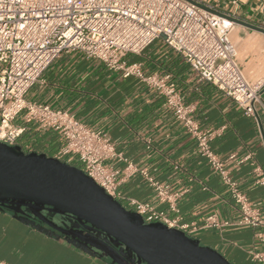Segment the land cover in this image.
I'll list each match as a JSON object with an SVG mask.
<instances>
[{
  "label": "crops",
  "instance_id": "crops-1",
  "mask_svg": "<svg viewBox=\"0 0 264 264\" xmlns=\"http://www.w3.org/2000/svg\"><path fill=\"white\" fill-rule=\"evenodd\" d=\"M235 18L264 27V0H200ZM231 38L247 79L264 80V32L235 21ZM127 63H141L146 73L170 74L184 100L195 106L202 128L217 130L212 149L226 158V167L264 218V88L257 107L258 121L215 84L202 80L189 63L163 39L141 53H128ZM28 101L68 110L90 126L104 130L128 161L146 167L157 180L176 191L178 212L160 201L152 186L136 173L121 182L128 198L150 202L181 224L202 225L211 213L236 220L239 207L221 177L202 156L195 139L165 106V97L137 76H122L99 59L78 51L64 52L27 93ZM17 123L19 121L16 120ZM24 134L32 149L57 156L64 140L59 132L29 124ZM22 137V138H23ZM234 154L233 158H228ZM65 161L81 164L75 155ZM122 169L126 161L113 162ZM179 165V168L175 166ZM219 250L233 264H264V225H231L224 231L200 229L192 235ZM0 260L9 264H115L43 223L0 209Z\"/></svg>",
  "mask_w": 264,
  "mask_h": 264
},
{
  "label": "built area",
  "instance_id": "built-area-1",
  "mask_svg": "<svg viewBox=\"0 0 264 264\" xmlns=\"http://www.w3.org/2000/svg\"><path fill=\"white\" fill-rule=\"evenodd\" d=\"M231 3L236 5L237 0ZM235 17L200 0H0V142L35 151L22 141L29 124L56 130L64 143L54 157L65 161L67 155H75L80 168L112 197L120 201L121 182L140 173L160 201L179 211L178 200L185 190H174L146 167L128 161L107 132L77 119L68 110L27 100L30 88L58 56L78 51L104 61L124 77L137 76L165 97L166 108L195 139L198 152L221 177L239 207L240 217L231 220L211 213L202 225H179L178 218H169L150 202L128 198L127 209L140 213L145 222L161 221L190 236L200 229L222 232L231 225H264L260 209L226 167V158L211 147L217 130L200 126L194 116L195 106L184 100L170 74L146 73L141 63L125 60L128 53H141L155 40L163 39L199 78L215 84L247 116L258 121L264 80L250 81L238 63L231 38ZM119 160L126 161L122 169L114 166ZM255 257L264 258L260 254ZM0 264L9 263L0 260Z\"/></svg>",
  "mask_w": 264,
  "mask_h": 264
},
{
  "label": "water",
  "instance_id": "water-1",
  "mask_svg": "<svg viewBox=\"0 0 264 264\" xmlns=\"http://www.w3.org/2000/svg\"><path fill=\"white\" fill-rule=\"evenodd\" d=\"M234 20L264 32L262 26ZM0 209L43 223L115 264H233L182 229L145 222L82 168L2 142Z\"/></svg>",
  "mask_w": 264,
  "mask_h": 264
},
{
  "label": "rangeland",
  "instance_id": "rangeland-1",
  "mask_svg": "<svg viewBox=\"0 0 264 264\" xmlns=\"http://www.w3.org/2000/svg\"><path fill=\"white\" fill-rule=\"evenodd\" d=\"M21 115H22V114H20V115L18 116L17 121H20V116H21ZM22 141H23V142H26L25 137L22 138ZM21 145H22V143H21ZM23 149L26 150V147L23 146ZM73 165H76V166H78V167H81V164H73ZM200 242H201L202 245H206V244L203 243V241H200Z\"/></svg>",
  "mask_w": 264,
  "mask_h": 264
},
{
  "label": "flooded vegetation",
  "instance_id": "flooded-vegetation-1",
  "mask_svg": "<svg viewBox=\"0 0 264 264\" xmlns=\"http://www.w3.org/2000/svg\"><path fill=\"white\" fill-rule=\"evenodd\" d=\"M102 237H104V235L102 234Z\"/></svg>",
  "mask_w": 264,
  "mask_h": 264
}]
</instances>
